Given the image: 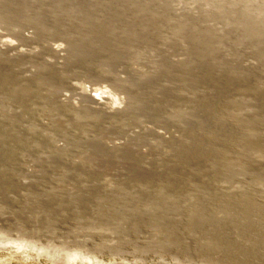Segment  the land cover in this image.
<instances>
[{
  "label": "rangeland",
  "instance_id": "obj_1",
  "mask_svg": "<svg viewBox=\"0 0 264 264\" xmlns=\"http://www.w3.org/2000/svg\"><path fill=\"white\" fill-rule=\"evenodd\" d=\"M0 264H264V0H0Z\"/></svg>",
  "mask_w": 264,
  "mask_h": 264
}]
</instances>
